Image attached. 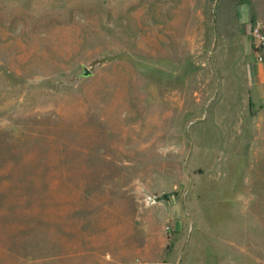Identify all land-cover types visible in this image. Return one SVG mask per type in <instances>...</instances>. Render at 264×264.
<instances>
[{
	"label": "rangeland",
	"instance_id": "obj_1",
	"mask_svg": "<svg viewBox=\"0 0 264 264\" xmlns=\"http://www.w3.org/2000/svg\"><path fill=\"white\" fill-rule=\"evenodd\" d=\"M252 18L264 0H0V264H147L177 219L189 264H264Z\"/></svg>",
	"mask_w": 264,
	"mask_h": 264
},
{
	"label": "crops",
	"instance_id": "obj_2",
	"mask_svg": "<svg viewBox=\"0 0 264 264\" xmlns=\"http://www.w3.org/2000/svg\"><path fill=\"white\" fill-rule=\"evenodd\" d=\"M244 12V11H243ZM239 15L242 16V14L239 13ZM255 21H259L262 25H264V19H256ZM253 51V50H252ZM264 51V50H263ZM263 51H253V54H257V58L259 60L258 53L261 54ZM255 52V53H254ZM253 75L255 76V83H260L262 81V78L264 77V66H262L261 62H258V64L254 68ZM255 73V74H254ZM173 231L172 237H170V241L172 242L170 248L164 251H158L156 252V257H152L149 260H147V264H189L187 260V246L186 241H181L180 237L181 234H184V229L182 225V221L180 219H177L173 222ZM186 246V247H185ZM163 257H167V259H164Z\"/></svg>",
	"mask_w": 264,
	"mask_h": 264
},
{
	"label": "built area",
	"instance_id": "obj_3",
	"mask_svg": "<svg viewBox=\"0 0 264 264\" xmlns=\"http://www.w3.org/2000/svg\"><path fill=\"white\" fill-rule=\"evenodd\" d=\"M252 39L258 48H264V26L256 21L251 26Z\"/></svg>",
	"mask_w": 264,
	"mask_h": 264
},
{
	"label": "trees",
	"instance_id": "obj_4",
	"mask_svg": "<svg viewBox=\"0 0 264 264\" xmlns=\"http://www.w3.org/2000/svg\"><path fill=\"white\" fill-rule=\"evenodd\" d=\"M251 21H255V19L254 18H252V20Z\"/></svg>",
	"mask_w": 264,
	"mask_h": 264
}]
</instances>
